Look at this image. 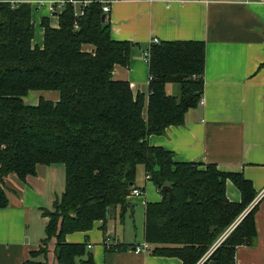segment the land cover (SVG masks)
I'll return each instance as SVG.
<instances>
[{
  "label": "trees",
  "instance_id": "trees-1",
  "mask_svg": "<svg viewBox=\"0 0 264 264\" xmlns=\"http://www.w3.org/2000/svg\"><path fill=\"white\" fill-rule=\"evenodd\" d=\"M54 14L57 28L41 18L42 46H33L31 5L0 2V209L8 205L5 177L24 182L38 165H62L65 172L64 192L42 211L45 236L27 264H95L86 239L68 243L65 237L87 233L95 222H102L103 233L109 220L122 222L133 208L128 199L138 166L158 193L163 186L173 193L171 200L161 194L158 203L145 205L148 253L197 264L210 252L203 264H236V248L256 236L257 204L246 211L257 195L252 183L213 164L176 162L172 152L147 143L149 136L183 125L199 105L204 43H151L146 101L127 82L112 79L115 66L128 67L134 45L111 38L99 4L86 6L78 19L68 2ZM86 45L92 51H84ZM168 84L179 86L178 96L166 93ZM37 91L57 92L58 100L26 104ZM227 181L239 191L238 203L227 199ZM39 256L43 261H33Z\"/></svg>",
  "mask_w": 264,
  "mask_h": 264
},
{
  "label": "crops",
  "instance_id": "crops-1",
  "mask_svg": "<svg viewBox=\"0 0 264 264\" xmlns=\"http://www.w3.org/2000/svg\"><path fill=\"white\" fill-rule=\"evenodd\" d=\"M61 1L0 0L31 5L33 22L40 17L39 37L34 30L32 40L38 47L43 38L40 19L48 18L50 27L57 28L54 13L61 9ZM53 4L55 12L51 13L49 6ZM51 14L54 17L50 18ZM107 17L111 38L134 45L128 67L115 66L112 79L127 82L133 95L142 93L146 101L149 76L144 53L153 39L204 43L203 104L185 114L183 125L151 135L147 143L172 152L176 162L213 164L223 172L241 173L252 183L257 195L246 211L257 204L256 236L251 245L236 248L234 260L236 264H264V0H117L110 5ZM92 49L83 46L86 52ZM174 85H166V93L178 96L179 86L176 90ZM52 98L53 102L58 100L57 96ZM2 185L8 205L0 209V264H27L30 252L37 250L45 236L42 211L50 209L64 192V167L38 165L35 175L24 182L9 175ZM148 185L153 196L146 197V188L136 185L143 194L128 199L132 207L138 202L142 205L141 242L126 236L124 229L118 232L116 218L113 225H106L105 233L100 229L102 222H95L87 233L68 234L66 242L83 243L86 239L95 264H182L178 258L133 251L145 244V205L162 198L151 182ZM225 194L230 202L240 201V193L230 181ZM106 236L113 247H134L106 252Z\"/></svg>",
  "mask_w": 264,
  "mask_h": 264
},
{
  "label": "rangeland",
  "instance_id": "rangeland-1",
  "mask_svg": "<svg viewBox=\"0 0 264 264\" xmlns=\"http://www.w3.org/2000/svg\"><path fill=\"white\" fill-rule=\"evenodd\" d=\"M58 11H60V9H58ZM49 17H54L52 14L49 15ZM39 15L37 17V19H35L36 21H34L35 24V30H36V38L37 36L39 37V33H38V29H39ZM175 89H178L177 85H174ZM179 91V89H178ZM30 98H26L24 100V102L26 104L29 105H35L38 100L40 98L44 99V100H49V101H53L52 96H57L58 97V93L57 92H53V91H37V92H30L29 93ZM34 97V99H33ZM136 185L140 188L141 187H145L146 188V197L148 196V198L151 195V190L149 188L148 185V181H146L145 178V174H144V169L141 168V166L137 167V171H136ZM133 199V198H132ZM135 200H137L135 198ZM140 200V199H139ZM142 205L140 202L136 203V205L133 206L132 210H129L126 212V214L123 217V221L121 222L120 218H116V229L118 232H120L122 229H124V233L126 236L135 239V242H141L142 241ZM108 225L112 224L113 225V221L109 220V222L107 223ZM109 230V229H108ZM228 234V233H227ZM143 244H141L140 246H142ZM33 261H43V257L39 256L35 259H33Z\"/></svg>",
  "mask_w": 264,
  "mask_h": 264
},
{
  "label": "built area",
  "instance_id": "built-area-1",
  "mask_svg": "<svg viewBox=\"0 0 264 264\" xmlns=\"http://www.w3.org/2000/svg\"><path fill=\"white\" fill-rule=\"evenodd\" d=\"M117 0H77V1H73V0H63L61 1L59 4L60 6H63L66 2L71 3L74 6V17L78 19V17H81L84 15V9L86 6H88L89 4L92 3H96L99 4L101 6V11L103 12V14H108L110 11V5L115 2ZM183 2H188L190 0H182ZM49 11L51 13L55 12V7H53V5L49 6ZM74 27H77V24H74ZM151 43H158L157 40L153 39V41ZM144 57L147 61L148 58V50L144 53ZM203 101L202 99H200L199 105H202ZM143 194V191L134 188L131 193H130V197H139ZM111 240L108 236L105 237L104 239V245L106 246V248L112 247L111 246ZM87 248L89 249L90 246L88 245ZM134 253L139 254V253H144V252H148L149 251V247L147 244H143L142 246H136L133 248ZM210 255V253L207 255L206 259L208 258V256ZM205 259V260H206ZM204 260V261H205Z\"/></svg>",
  "mask_w": 264,
  "mask_h": 264
},
{
  "label": "water",
  "instance_id": "water-1",
  "mask_svg": "<svg viewBox=\"0 0 264 264\" xmlns=\"http://www.w3.org/2000/svg\"><path fill=\"white\" fill-rule=\"evenodd\" d=\"M101 20L102 21L105 20V15H102ZM160 192H161L163 197L167 195L168 196V200H171L173 193H172V190H171V188L169 186H163L161 188Z\"/></svg>",
  "mask_w": 264,
  "mask_h": 264
}]
</instances>
